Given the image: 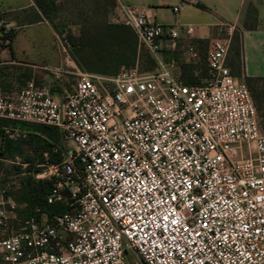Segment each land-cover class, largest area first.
Here are the masks:
<instances>
[{"label":"built area","instance_id":"obj_1","mask_svg":"<svg viewBox=\"0 0 264 264\" xmlns=\"http://www.w3.org/2000/svg\"><path fill=\"white\" fill-rule=\"evenodd\" d=\"M117 8L153 72H80L61 100L34 80L0 95V119L56 128L71 144L33 174L51 182L46 203L62 213L20 220L0 207V262L264 264V135L247 86L226 65L228 43L213 41L209 78L186 84L163 54L186 43L196 57L195 28Z\"/></svg>","mask_w":264,"mask_h":264},{"label":"crops","instance_id":"obj_2","mask_svg":"<svg viewBox=\"0 0 264 264\" xmlns=\"http://www.w3.org/2000/svg\"><path fill=\"white\" fill-rule=\"evenodd\" d=\"M113 13L119 15L117 4L133 6L139 12L145 13L151 20L163 25H190L195 28L192 41L206 40L220 22L212 16L216 11L231 12L239 8L236 20L223 21L234 27H241V52L243 72L247 77H264V0H115ZM201 4L204 10L197 7ZM178 12L174 13L173 8ZM186 9L196 11L202 20L186 22L183 13ZM253 9L256 20L249 28H244L243 23L248 10ZM38 12L32 0H0V17L2 21L11 26L15 36L11 42L0 41V69L1 72H11L15 76L35 79L39 85L45 86L50 94L61 100L63 94L72 92L74 84H69V78H75L78 73L84 72L71 59L68 53L60 46L54 29L50 22L43 18L28 24L17 20L16 12ZM162 11L172 16V21L167 20ZM209 20H204L205 17ZM192 43V42H191ZM173 53H164L166 59L172 58ZM0 74V80L3 79ZM30 80V79H29ZM14 88V87H13ZM19 88L9 90L13 95ZM8 122V121H6ZM13 125V126H12ZM8 122L6 126L20 127V124ZM22 125V124H21ZM57 130V129H56ZM58 132V141L67 143ZM1 230V229H0ZM0 264H2L0 262Z\"/></svg>","mask_w":264,"mask_h":264},{"label":"rangeland","instance_id":"obj_3","mask_svg":"<svg viewBox=\"0 0 264 264\" xmlns=\"http://www.w3.org/2000/svg\"><path fill=\"white\" fill-rule=\"evenodd\" d=\"M55 7V17L54 24L58 26L57 30H54L55 36L60 44V46L64 49L65 53L69 54V51L72 48L69 45L68 37L77 36L79 31V26L65 23V17L67 13L70 14L71 9L69 8V4L67 1L63 0H52ZM116 5V1L114 0ZM90 8L89 0L86 2V9ZM112 11L107 17V21L110 24H118L115 18L118 17V14H114ZM72 13V12H71ZM239 13V8L235 11L231 12H221L216 11L215 14H212L214 18L219 20L217 27H215L212 31V34L207 41V49L210 44L215 40H220L228 43V54L226 58V65L229 67L232 76H234L238 81L244 82L242 77L236 76V68L233 66L232 62H234V52L233 48L236 47L237 42L234 40L236 35L241 34L242 28L234 27L230 24L224 23L223 21L236 20ZM164 17L172 21V16L168 14L166 11H162ZM15 16L18 21L24 22L27 20L33 19V13L29 11L28 13L16 12ZM183 16V20L186 22H197L196 20H202L201 15L196 13V11L192 9H186L181 13ZM210 16L205 17L204 20H209ZM73 18V17H72ZM225 19V20H224ZM256 20V14L253 9L248 10L246 14V18L244 20L243 26L244 28H249ZM8 26V25H7ZM123 26V25H122ZM9 29H12L11 26H8ZM66 43V44H65ZM196 50V57H192L186 51V43H179L177 45L176 51L172 54V58L177 64L178 70L181 72L182 66H196L199 69L195 71H190L188 67L187 74L191 77H185L188 81L196 80L199 83H202L205 79L209 78V68L207 66L206 55L204 52ZM155 60L154 58L145 50L139 49L137 46V58L132 67L122 70H136L138 73H148L153 72L155 70ZM121 70V71H122ZM85 73H89L84 71ZM3 75V79L0 80V95H11L9 90H13L14 88H21L25 82L33 80L31 77L26 78L15 76L11 72H1ZM94 74V73H89ZM97 75V74H95ZM30 79V80H29ZM75 78H69V84H75ZM35 81V79H34ZM98 83L103 86L106 84L103 81H98ZM14 87V88H13ZM257 91L259 95H261V103L258 105H254L257 108V117L260 129L264 135V85H259L257 87ZM253 101V100H252ZM254 103V102H253ZM6 120L0 119V127H5ZM13 123H11L12 125ZM22 124V125H21ZM13 126V125H12ZM10 126V127H12ZM46 125L32 124V123H20V130L24 131V134L17 139H13L7 137V135L0 129V144L3 143V154L0 156V207H4L6 210L11 211L16 214L20 220H23L26 216L25 205L18 202L19 193L24 187V183L27 180H33V174L37 172L39 169L35 167L36 164H42L45 162V155L47 160L51 162V158H56L55 155L59 156V150H64V148H70L71 144L69 142L62 144L58 141L55 146L52 147L51 154L42 153L41 148L43 142H47L52 145V142L42 133L39 132L41 128ZM48 127V126H46ZM19 141L20 146L16 150L15 155L12 154L14 148V142ZM13 143V144H12ZM57 150V153L54 150ZM17 154H20V157H17ZM237 158V157H235ZM57 160V159H55ZM3 235L2 230H0V237ZM128 264H141L140 260L136 257L127 258Z\"/></svg>","mask_w":264,"mask_h":264},{"label":"trees","instance_id":"obj_4","mask_svg":"<svg viewBox=\"0 0 264 264\" xmlns=\"http://www.w3.org/2000/svg\"><path fill=\"white\" fill-rule=\"evenodd\" d=\"M63 1H67V4L70 2L69 8L71 9L70 14L67 13L65 17V23L79 26L78 35L68 37V43L72 48L69 51V55L76 65L86 72L103 76H115L122 69H127L134 65L137 58V40L133 32L125 26L110 24L107 21V17L114 9V0H89V9H86L87 0ZM32 2L39 13L33 12V19L25 22L28 24L36 23L43 17L50 22L54 30H57L58 26L54 24L56 10L53 1L32 0ZM197 7L202 10L205 9L201 4H198ZM0 21H2L1 17ZM14 36L15 31L13 29H10L7 33H3L2 29H0L1 42H11ZM234 40L237 44L232 49L234 52V62L232 64L237 70L236 76L243 78L254 105L259 106L261 103V95H259L257 87L264 85V77H247L244 75L241 34L236 35ZM192 45L195 49L197 48L198 51L200 50L207 55L206 40H194L192 41ZM188 67H190V71L199 69L196 66H182L181 72L178 70L182 81L191 85L200 84L196 80L188 81L185 78L187 76L188 78L191 77V74L188 75L186 73ZM39 132L52 142V145L43 142L41 152L51 154L52 147L58 143V132L56 128L43 126ZM3 150V143H1L0 156L3 154ZM53 156L56 158L52 157L51 162L59 160L58 155L54 154ZM24 184L23 189L19 193L18 202L25 205V218L36 215L35 210L45 212L48 216L63 212L61 206L48 205L46 203V197L51 189V182L33 181L29 179Z\"/></svg>","mask_w":264,"mask_h":264},{"label":"water","instance_id":"obj_5","mask_svg":"<svg viewBox=\"0 0 264 264\" xmlns=\"http://www.w3.org/2000/svg\"><path fill=\"white\" fill-rule=\"evenodd\" d=\"M19 146H20V142L19 141H15L14 142V148H13V151H12L13 155H15L16 150L19 148ZM17 157H20V154H17Z\"/></svg>","mask_w":264,"mask_h":264}]
</instances>
